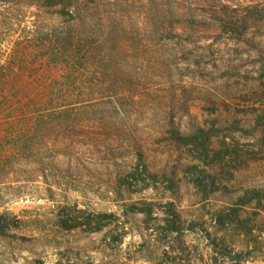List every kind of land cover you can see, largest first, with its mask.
Returning <instances> with one entry per match:
<instances>
[{"label": "rangeland", "instance_id": "1", "mask_svg": "<svg viewBox=\"0 0 264 264\" xmlns=\"http://www.w3.org/2000/svg\"><path fill=\"white\" fill-rule=\"evenodd\" d=\"M70 1L73 19L45 0H0V58L18 54L24 82L55 36L73 37L94 65V113L58 119L0 187V213L17 222L0 238V264H264L263 204L239 202L264 189V0ZM171 123L213 128V146L235 150L231 176L213 170L219 191L190 184ZM136 150L168 181L129 195L116 181ZM136 202L150 214H133ZM63 205L114 220L95 234L64 231ZM168 220L184 230L170 233Z\"/></svg>", "mask_w": 264, "mask_h": 264}, {"label": "trees", "instance_id": "2", "mask_svg": "<svg viewBox=\"0 0 264 264\" xmlns=\"http://www.w3.org/2000/svg\"><path fill=\"white\" fill-rule=\"evenodd\" d=\"M44 4L47 7L60 6L57 11L60 16L74 18L71 8L75 10V7L70 0H45ZM78 43L70 35L48 38L42 53L36 55L33 63V85L24 82L22 74L16 75V65L22 62L18 54L0 58V187L6 184L16 164L33 158L32 145L39 135L46 136L56 129L60 124L58 119L94 113V99L86 97L94 93V83L91 81L94 78V65L89 54L79 49ZM83 77L88 79L89 84L80 81ZM31 91L35 94L32 99L14 103L17 95L25 96ZM214 132L213 128L200 126L183 133L174 123L167 129L170 140L186 149L191 158L193 163L186 166L189 182L204 196L220 190V181L214 168L221 169L222 174L226 167L236 168L228 164L229 159L236 154L235 150L225 141L213 146ZM135 156V165L116 181L119 190L133 195L168 181L165 173L160 175L150 171L142 151L136 150ZM237 160L238 157L233 161ZM223 175L231 176L232 173L226 171ZM253 201L263 204L264 210V189L246 190L239 200L242 204ZM169 206L173 207V203H169ZM129 208L133 214H150V204L146 202H136ZM57 210V226L64 231L82 229L95 234L114 220L112 214L89 213L77 205H63ZM170 213L174 216L172 211ZM16 224L15 218L0 213V238L10 237V231ZM221 224L225 225L223 222ZM165 229L170 233L184 230L174 220H168ZM187 230L193 229L190 226Z\"/></svg>", "mask_w": 264, "mask_h": 264}]
</instances>
